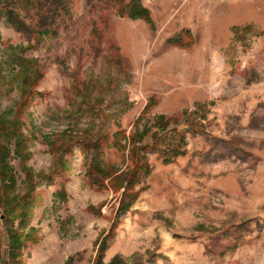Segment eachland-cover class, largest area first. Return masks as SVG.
Segmentation results:
<instances>
[{
	"label": "rangeland",
	"instance_id": "obj_1",
	"mask_svg": "<svg viewBox=\"0 0 264 264\" xmlns=\"http://www.w3.org/2000/svg\"><path fill=\"white\" fill-rule=\"evenodd\" d=\"M141 2L151 24L112 0H0V111L19 113L28 152L8 143L15 193L24 169L36 181L12 219L18 264H93L100 245L104 262L264 264V0ZM159 125L184 133V153L142 152L146 187L121 209L126 177L91 186L79 140L124 129L164 145ZM105 161L126 169L114 147ZM7 243L1 215L0 264Z\"/></svg>",
	"mask_w": 264,
	"mask_h": 264
},
{
	"label": "trees",
	"instance_id": "obj_2",
	"mask_svg": "<svg viewBox=\"0 0 264 264\" xmlns=\"http://www.w3.org/2000/svg\"><path fill=\"white\" fill-rule=\"evenodd\" d=\"M112 1L116 3L115 10L118 15L127 16L132 19H143L150 24L152 23L149 10L142 4L141 0ZM7 16L9 22L18 29H26L31 32L35 30L23 21H19L10 11L7 12ZM168 41L185 46L193 43V40H187L186 42L182 41L180 35L172 37ZM31 96L32 93L29 97L26 95L23 104L26 102L27 98L30 99ZM152 103H154V99H150V104ZM158 129L161 133H165L164 138L166 142H164V145H159V143L162 142L161 136L158 140H152L151 143L141 144L140 141L142 140L143 132L142 135L136 130L127 133L124 129L114 132L111 142H109L104 135H99L94 139H80L79 142L83 152L86 156H89V164L85 172L88 183L98 189L109 187L117 190L119 187L123 186L121 176L126 177L127 181L124 185L121 202V209H126L137 197L139 192L146 187L145 185L139 186L138 189L134 187V184L139 181L141 176L146 174L149 170L146 164V155L142 152H147L151 149L158 153L166 162L172 161L176 156L184 153L185 144L184 133L182 131L175 130V127H164L163 125H159ZM12 139L15 140L14 152L20 157L21 161L26 159L28 157V152L20 129L19 113L16 112L13 118H7L0 111V216L2 215L4 230L7 236L8 262L11 264H18V249L22 240L18 238L19 236L14 229L12 219L15 216V210L20 209V222L18 227L23 225L22 219L25 217L22 218V214L24 215L30 210L29 208L33 202L32 198L36 181L32 179L33 177L29 174L28 169H24L25 180L29 188L24 194L15 193L16 175L13 168L8 163V156L10 154L8 143ZM62 147L64 151L66 146ZM108 147H114L117 152H120L123 160L127 163L126 169L123 170L120 175L118 173V167L109 163L107 164L105 161V150ZM59 163L62 164V161H59ZM104 250L105 247L100 245L93 264H124L118 257L112 258L109 262H104Z\"/></svg>",
	"mask_w": 264,
	"mask_h": 264
}]
</instances>
